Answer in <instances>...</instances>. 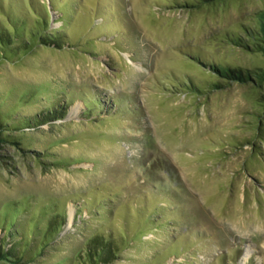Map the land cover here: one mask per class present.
Returning a JSON list of instances; mask_svg holds the SVG:
<instances>
[{
    "label": "rangeland",
    "instance_id": "1",
    "mask_svg": "<svg viewBox=\"0 0 264 264\" xmlns=\"http://www.w3.org/2000/svg\"><path fill=\"white\" fill-rule=\"evenodd\" d=\"M46 9L66 44L0 61V264H82L96 235L99 264H264V81L213 71L264 70L231 40L264 0H0V27ZM64 212L36 257L8 251Z\"/></svg>",
    "mask_w": 264,
    "mask_h": 264
},
{
    "label": "trees",
    "instance_id": "2",
    "mask_svg": "<svg viewBox=\"0 0 264 264\" xmlns=\"http://www.w3.org/2000/svg\"><path fill=\"white\" fill-rule=\"evenodd\" d=\"M202 1L213 3L221 0ZM45 15L46 16H38L39 18L37 19L35 26L31 27L28 31H26L24 27V22L19 21L15 22L10 20L9 27H0V61L3 58L8 57L9 55L17 56L18 52L21 51H23L24 53L31 52L39 45L55 46L58 48H62L66 44V42L64 41L63 34H58L56 30L50 29V18L52 14L49 9H46ZM262 22L260 29L256 28L254 29V31H249V29L245 30V39L248 41H246L244 38H241L240 36L231 37V40L234 41L235 45L243 47L245 49L264 51V12L262 13ZM25 33L27 34V36L25 38H22L24 37L23 35ZM213 67V71L218 74L224 81L227 82L230 81L247 84L250 82L260 83L264 81V70H261V72L252 70H242L240 68L229 67L225 65ZM215 87L216 89L221 88L218 83L215 84ZM87 106L90 107L88 104ZM91 109L92 108H89V110ZM66 116L67 112L65 110L54 109L53 111H50L46 114V116L44 117L45 119L40 120L39 117H35L32 119L23 120L17 125L16 131L37 129L42 125L48 124L51 119L58 120L63 119ZM9 121H11V119L8 117H4L1 120V122H4L6 125ZM10 213L11 211L5 213L7 214V219L9 218ZM15 214V216L14 214L11 216H14L18 219L17 211ZM65 215V212L60 215L56 213L53 214L52 218L48 221V223L46 224V228L43 231L39 230L38 232H35V229L31 227L33 229V236H28V233L22 230L24 239H21L20 242L15 240V236L12 233L11 239L9 240L11 248L8 251L15 255H20L21 257L20 253L23 249L22 257L25 255L26 251H32L31 257H36L39 253V249L48 244L51 237L54 234L58 233V231L61 229L63 223L66 220V217H64ZM6 236L7 233L5 231V237ZM86 247L87 248H85L84 254L81 255L83 258L81 259V256H79L82 264H99L100 261H103L105 259H107L106 263H110L111 261H113L112 257H114L116 253H118L115 250L113 241L107 238L105 239L102 235H96L90 238L87 242ZM1 251L0 254L2 253Z\"/></svg>",
    "mask_w": 264,
    "mask_h": 264
},
{
    "label": "bare ground",
    "instance_id": "3",
    "mask_svg": "<svg viewBox=\"0 0 264 264\" xmlns=\"http://www.w3.org/2000/svg\"><path fill=\"white\" fill-rule=\"evenodd\" d=\"M131 62H132L133 64H135V62H133L132 60H131ZM72 216H73V214H72Z\"/></svg>",
    "mask_w": 264,
    "mask_h": 264
}]
</instances>
